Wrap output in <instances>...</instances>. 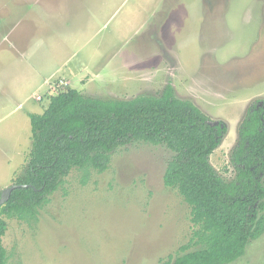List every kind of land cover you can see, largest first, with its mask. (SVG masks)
<instances>
[{"label": "rangeland", "instance_id": "obj_1", "mask_svg": "<svg viewBox=\"0 0 264 264\" xmlns=\"http://www.w3.org/2000/svg\"><path fill=\"white\" fill-rule=\"evenodd\" d=\"M60 79L102 100L169 84L225 128L209 162L231 182L240 123L264 104V0H0V192L25 174L29 114L69 88ZM172 155L132 142L103 172L72 170L36 221L5 219L6 264L167 263L193 231L163 184ZM229 264H264V233Z\"/></svg>", "mask_w": 264, "mask_h": 264}, {"label": "trees", "instance_id": "obj_2", "mask_svg": "<svg viewBox=\"0 0 264 264\" xmlns=\"http://www.w3.org/2000/svg\"><path fill=\"white\" fill-rule=\"evenodd\" d=\"M32 148L25 174L0 206V264L7 254L1 239L5 219L31 222L72 170L107 169L120 146L143 142L173 155L163 184L189 206L192 237L165 264H229L264 233V105L248 109L231 155L236 177L223 180L209 162L225 128L210 124L193 103L174 96L168 84L157 96L102 100L68 88L52 96L42 114H29Z\"/></svg>", "mask_w": 264, "mask_h": 264}, {"label": "water", "instance_id": "obj_3", "mask_svg": "<svg viewBox=\"0 0 264 264\" xmlns=\"http://www.w3.org/2000/svg\"><path fill=\"white\" fill-rule=\"evenodd\" d=\"M222 127V125H221ZM29 185H16V184H13L5 189H3L1 192H0V206L4 205L10 198V195L12 193V191L18 189V188H27Z\"/></svg>", "mask_w": 264, "mask_h": 264}, {"label": "crops", "instance_id": "obj_4", "mask_svg": "<svg viewBox=\"0 0 264 264\" xmlns=\"http://www.w3.org/2000/svg\"><path fill=\"white\" fill-rule=\"evenodd\" d=\"M63 80H66L65 79V77H63ZM63 80L62 79H60V82H63ZM69 83V85H70V80L69 81H67L66 83H62V84H65V87H69L70 88V86H67L66 84H68ZM72 89V88H71Z\"/></svg>", "mask_w": 264, "mask_h": 264}, {"label": "flooded vegetation", "instance_id": "obj_5", "mask_svg": "<svg viewBox=\"0 0 264 264\" xmlns=\"http://www.w3.org/2000/svg\"><path fill=\"white\" fill-rule=\"evenodd\" d=\"M261 105V104H260ZM264 104H262L261 106L263 107Z\"/></svg>", "mask_w": 264, "mask_h": 264}]
</instances>
